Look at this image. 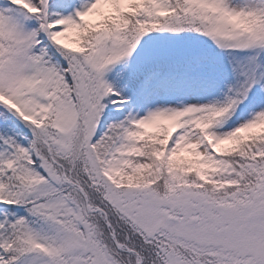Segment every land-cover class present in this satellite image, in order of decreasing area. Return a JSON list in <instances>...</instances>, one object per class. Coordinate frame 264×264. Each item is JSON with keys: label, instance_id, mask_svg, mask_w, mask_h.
Wrapping results in <instances>:
<instances>
[{"label": "snow or ice", "instance_id": "snow-or-ice-1", "mask_svg": "<svg viewBox=\"0 0 264 264\" xmlns=\"http://www.w3.org/2000/svg\"><path fill=\"white\" fill-rule=\"evenodd\" d=\"M0 264H264V0H0Z\"/></svg>", "mask_w": 264, "mask_h": 264}]
</instances>
